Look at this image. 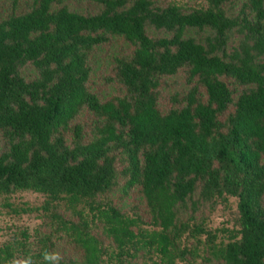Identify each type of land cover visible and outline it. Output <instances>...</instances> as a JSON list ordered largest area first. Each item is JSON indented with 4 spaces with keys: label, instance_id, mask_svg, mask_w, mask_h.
<instances>
[{
    "label": "trees",
    "instance_id": "trees-1",
    "mask_svg": "<svg viewBox=\"0 0 264 264\" xmlns=\"http://www.w3.org/2000/svg\"><path fill=\"white\" fill-rule=\"evenodd\" d=\"M90 1L101 10L83 14L65 0H32L0 21V131L7 142L0 194L46 195V206L24 213L51 211L61 201L76 211L87 203L112 242L106 247L93 232L96 222L80 211L75 222L53 210L80 256H56L45 237L23 264H138L139 257L176 264L186 260L180 240L191 228L182 210L227 196L238 199L240 228L214 254L223 264H264V0H246L236 16L225 8L231 0L191 9L175 1ZM111 35L129 41L134 53L115 58L113 82L124 95L102 101L88 87L89 57ZM26 66L37 71L34 78L23 75ZM182 68L198 84L163 112L161 79ZM228 79L249 87L235 99ZM84 108L97 118L92 141L72 123ZM118 163L129 175L125 193L140 187L153 230L111 201L93 204L116 185ZM13 258L9 248L0 252V264H15Z\"/></svg>",
    "mask_w": 264,
    "mask_h": 264
},
{
    "label": "rangeland",
    "instance_id": "rangeland-1",
    "mask_svg": "<svg viewBox=\"0 0 264 264\" xmlns=\"http://www.w3.org/2000/svg\"><path fill=\"white\" fill-rule=\"evenodd\" d=\"M32 0H0V21L7 18L14 12H23L31 4ZM159 5L165 6L167 3L175 1L185 9L200 7L206 4L205 0H155ZM246 0H231L227 2L225 8L229 15H238ZM63 5L68 6L71 11L92 14L99 12L102 5L90 0H65ZM248 12H250L248 10ZM151 35H168L155 29L149 28ZM189 35H196L194 30L188 32ZM238 33L233 34L230 48L238 41ZM134 47L125 38L119 35H111L108 42L97 45L89 57L91 67L89 89L98 94L102 101L109 100L116 96L124 95L125 88L119 83L113 82L115 58L120 56L131 57ZM23 75L27 79H32L37 75V71L32 66H26ZM189 73L186 68H182L175 75H166L161 79L159 87V107L163 112H168L171 108L179 106V102L188 92L198 84V79L189 81ZM230 87L234 90V98L237 99L243 90L249 86L235 83L228 79ZM200 93H205L203 86H200ZM206 98V96H205ZM97 118L93 111L88 108L72 122L81 124L84 130L85 140H95L98 138L96 122ZM74 138L72 132L67 133V140L71 143ZM6 139L0 131V152L5 150ZM125 165L118 163L119 175L114 188L97 198L95 206L105 208L111 201L120 211L126 212L130 216L138 214L142 217V226L145 229L153 230L150 225V214L139 186H135L127 193V181L129 175L123 174ZM198 198V196L196 197ZM46 195L32 190H18L11 194H0V252L9 248L14 253L12 259L15 264H23L26 255L35 254L41 244L40 240L51 237L54 242V253L56 256L79 257L80 251L70 240L67 234L60 230L56 219L52 217L53 210L66 219L75 222L80 221V213L83 214L92 224L93 232L103 240L106 247L111 246V240L104 233L102 222L94 218L96 211H93L89 204H80L77 210L64 202L51 204V211L24 213L23 207L46 206ZM181 219L187 221L191 228L183 234L180 245L182 249H187L186 260L177 259L176 264H223L221 258L214 254L216 247L226 244L230 236L240 228L238 199L227 196L213 201H204L198 205L197 209L188 204V208L181 212ZM59 228V229H58ZM114 246V244H113ZM155 260L159 261L156 257ZM138 264H155L151 260L139 257Z\"/></svg>",
    "mask_w": 264,
    "mask_h": 264
},
{
    "label": "clouds",
    "instance_id": "clouds-1",
    "mask_svg": "<svg viewBox=\"0 0 264 264\" xmlns=\"http://www.w3.org/2000/svg\"><path fill=\"white\" fill-rule=\"evenodd\" d=\"M45 259L46 260H55V259H57V257L54 255L45 254Z\"/></svg>",
    "mask_w": 264,
    "mask_h": 264
}]
</instances>
